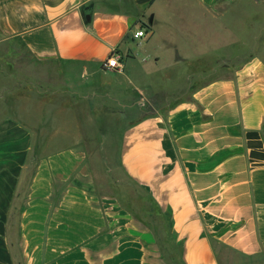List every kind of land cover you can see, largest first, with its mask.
Wrapping results in <instances>:
<instances>
[{"label":"crops","instance_id":"obj_1","mask_svg":"<svg viewBox=\"0 0 264 264\" xmlns=\"http://www.w3.org/2000/svg\"><path fill=\"white\" fill-rule=\"evenodd\" d=\"M13 40L31 64L0 69V264H220L215 243L264 260V0H0ZM167 55L181 73L157 93ZM93 104L95 128L136 109L114 196Z\"/></svg>","mask_w":264,"mask_h":264},{"label":"rangeland","instance_id":"obj_2","mask_svg":"<svg viewBox=\"0 0 264 264\" xmlns=\"http://www.w3.org/2000/svg\"><path fill=\"white\" fill-rule=\"evenodd\" d=\"M165 57L167 61L165 60L164 63L159 65L156 69H152L145 73V86H147L146 88H148V85L150 84L151 86L155 87L154 89L152 88V90H155L157 93L160 92V90L166 89V80L171 81L174 84L175 81H178L180 76L179 74L181 73L178 69H172L173 63L171 61H173V58H175L176 56L167 55ZM30 64L31 61L29 60L28 55L22 49V46L18 40L0 42V69H5L6 75H14V73L18 69H25L27 67H30ZM26 88L29 89V87ZM140 99H143V96H141ZM91 106V122H89L88 119H85L86 124L84 123L85 125H82L81 131L82 133L88 135V137L91 135L89 138L90 141L88 143L89 156L91 158V161L93 162V166L99 174V177H103L106 186L108 187L107 191L110 192L112 196H114L117 186H126L125 176L122 174L119 163L121 151V134L118 132L121 131V127L126 124V120H136V109H134L132 113L128 112L125 114H121L117 112L115 115L108 114L107 120L108 122L113 121V126H111V128L107 127V129L98 127V129L94 127V121L100 123L101 115L105 114L97 109L98 106L94 104ZM108 106L116 107V104L109 102ZM112 116L115 118L113 119ZM79 120V122H81L84 120V118ZM115 120H117L118 123ZM122 122L123 124H121ZM85 134H78V136H70V139H76V137L82 136L85 137ZM70 139H68L67 141H71ZM100 143H102L103 145V150L101 152H94L95 146H97V148H100L98 147ZM103 155L107 158H103ZM105 160L108 161V165L106 166L107 168L104 165ZM136 197V203L141 207V210L144 212L147 203L146 196H142V194L137 191ZM214 247L220 264H264V260L262 259H250L222 245L215 243ZM174 264H179L177 257L176 262H174Z\"/></svg>","mask_w":264,"mask_h":264},{"label":"built area","instance_id":"obj_3","mask_svg":"<svg viewBox=\"0 0 264 264\" xmlns=\"http://www.w3.org/2000/svg\"><path fill=\"white\" fill-rule=\"evenodd\" d=\"M144 36H145V32L143 30H140L134 34L135 39H139ZM122 67H123V57L116 52H113L103 64V68L109 70L120 69Z\"/></svg>","mask_w":264,"mask_h":264},{"label":"water","instance_id":"obj_4","mask_svg":"<svg viewBox=\"0 0 264 264\" xmlns=\"http://www.w3.org/2000/svg\"><path fill=\"white\" fill-rule=\"evenodd\" d=\"M90 19H91L90 14H87V15L85 16V20H86V21H89Z\"/></svg>","mask_w":264,"mask_h":264}]
</instances>
